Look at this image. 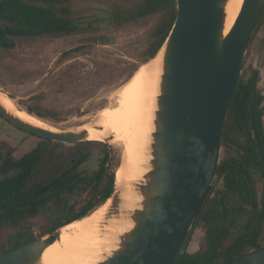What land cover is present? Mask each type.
<instances>
[{"label":"water","instance_id":"obj_1","mask_svg":"<svg viewBox=\"0 0 264 264\" xmlns=\"http://www.w3.org/2000/svg\"><path fill=\"white\" fill-rule=\"evenodd\" d=\"M228 1L177 0L174 24L159 49L163 50V73L150 169L132 189L142 200L137 209L125 212L121 190L108 198L112 203L106 218L124 214L132 227L96 264H178L187 251L217 181L229 106L264 8V0H244L234 25L225 33ZM254 103L255 90L248 100L253 129ZM0 114L14 126L53 141L88 140L85 130L53 131L26 123L1 103ZM260 157L264 172L261 150ZM60 229L1 254L0 264H42V253L53 242L50 236ZM219 264H264V245Z\"/></svg>","mask_w":264,"mask_h":264},{"label":"trees","instance_id":"obj_2","mask_svg":"<svg viewBox=\"0 0 264 264\" xmlns=\"http://www.w3.org/2000/svg\"><path fill=\"white\" fill-rule=\"evenodd\" d=\"M71 1L0 0V47L14 48L18 39L81 31L83 22L72 17ZM151 14L160 17L151 34L145 63L157 54L169 35L177 15V0H127L112 6L104 19L109 25L122 26ZM263 24L264 8L253 34ZM258 79L259 70L253 67L247 79L241 75L229 106L222 143L224 146L234 145L239 151L238 156L219 163L217 175L222 177L223 189H218L214 197H208L199 219L209 224L205 235L207 248L195 253L186 251L178 264H219L262 245L264 195L258 198L252 174V168L256 166L264 178L259 155L260 150L264 155V96L257 88ZM253 90L254 129L248 107ZM27 111L39 118L45 117L39 109L27 107ZM45 139L18 159L13 157L11 147L0 145V173L3 174L0 179V229L8 226L14 229L3 243L0 255L36 237L29 219L43 217L44 232L60 229L103 204L116 188L117 169L111 170L107 166L110 157L107 144L86 140L66 146ZM96 143L104 146L103 156L98 167L87 172L83 166L91 159ZM83 195L87 198L77 208L76 200ZM239 215L247 216L243 230L224 245ZM57 237L58 232L50 236V240Z\"/></svg>","mask_w":264,"mask_h":264},{"label":"rangeland","instance_id":"obj_3","mask_svg":"<svg viewBox=\"0 0 264 264\" xmlns=\"http://www.w3.org/2000/svg\"><path fill=\"white\" fill-rule=\"evenodd\" d=\"M125 2L127 0H72L69 3L71 15L75 20L83 22L81 31L18 39L14 48L0 47V90L12 97L19 107L26 110L27 107H32L42 111L45 117L40 119L48 126L58 131L79 130L109 104L113 93L147 60L151 34L160 15L151 14L122 26L107 24L104 19L112 6ZM253 35L241 75L247 79L251 67L258 69L257 88L264 96V24ZM44 140L46 141L43 137L14 126L0 115V145L11 147L15 159ZM101 143L108 146L110 157L107 166L116 170L122 161L123 145L111 143L110 139ZM64 144L71 146L76 143ZM94 146L91 159L83 166L87 172L96 169L103 156L104 146L100 143ZM238 151L236 146H224L222 143L220 162L238 156ZM252 174L256 194L261 198L264 195V178L258 167L252 168ZM2 177L3 174L0 173V179ZM216 177L210 197L218 194V189H223L222 178L219 175ZM86 198L87 195H83L76 200L77 208ZM246 217L238 216L224 245L229 244L243 230ZM29 220L36 236L44 233L43 217ZM208 226L206 222H198L187 247L188 253L207 248L205 235ZM13 231L10 226L0 229V249ZM60 232L61 230L58 236Z\"/></svg>","mask_w":264,"mask_h":264},{"label":"bare ground","instance_id":"obj_4","mask_svg":"<svg viewBox=\"0 0 264 264\" xmlns=\"http://www.w3.org/2000/svg\"><path fill=\"white\" fill-rule=\"evenodd\" d=\"M244 0H229L226 7L225 33L234 25ZM163 73V50L142 65L112 95L109 104L100 109L90 122L81 126L88 140L123 145L122 161L116 170V191H122V211L137 209L142 197L134 192L150 169L155 112ZM2 89V88H1ZM0 103L14 116L34 126L58 131L42 119L19 107L14 99L0 90ZM107 141V140H106ZM112 199L86 216L61 227L57 241L43 251L42 264H96L103 261L117 246L120 235L132 222L120 217L107 219Z\"/></svg>","mask_w":264,"mask_h":264},{"label":"flooded vegetation","instance_id":"obj_5","mask_svg":"<svg viewBox=\"0 0 264 264\" xmlns=\"http://www.w3.org/2000/svg\"><path fill=\"white\" fill-rule=\"evenodd\" d=\"M264 126V125H263ZM259 155H260V151H259ZM260 159H261V157H260ZM261 165H262V161H261ZM256 167V166H255ZM262 170H263V168H262ZM263 174H264V172H263ZM220 176V175H219ZM221 177V176H220ZM222 178V177H221ZM256 188V187H255ZM210 197V196H209ZM260 239H261V241H262V245H264V228H263V230H262V234H261V236H260ZM261 246V245H260ZM249 251V250H248Z\"/></svg>","mask_w":264,"mask_h":264}]
</instances>
